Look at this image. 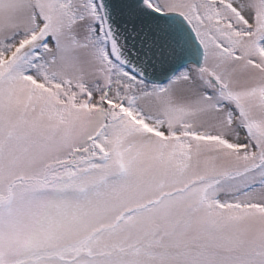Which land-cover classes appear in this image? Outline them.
I'll return each mask as SVG.
<instances>
[{
    "label": "snow or ice",
    "instance_id": "1",
    "mask_svg": "<svg viewBox=\"0 0 264 264\" xmlns=\"http://www.w3.org/2000/svg\"><path fill=\"white\" fill-rule=\"evenodd\" d=\"M0 264H264V0H0Z\"/></svg>",
    "mask_w": 264,
    "mask_h": 264
}]
</instances>
